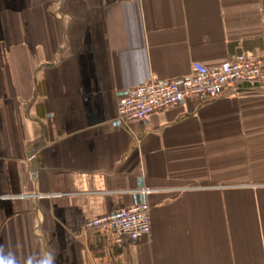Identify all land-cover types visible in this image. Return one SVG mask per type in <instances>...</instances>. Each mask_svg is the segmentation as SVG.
I'll use <instances>...</instances> for the list:
<instances>
[{"label": "crops", "instance_id": "crops-1", "mask_svg": "<svg viewBox=\"0 0 264 264\" xmlns=\"http://www.w3.org/2000/svg\"><path fill=\"white\" fill-rule=\"evenodd\" d=\"M241 53L264 0H0V264H264V87L117 113ZM144 200L139 241L84 228Z\"/></svg>", "mask_w": 264, "mask_h": 264}, {"label": "built area", "instance_id": "built-area-1", "mask_svg": "<svg viewBox=\"0 0 264 264\" xmlns=\"http://www.w3.org/2000/svg\"><path fill=\"white\" fill-rule=\"evenodd\" d=\"M242 87H264V59L241 53L216 66L195 62L191 76L152 79L130 88L117 102L118 119L125 124L146 120L187 100L210 101L227 89L237 92ZM140 192L147 195L151 190L145 188ZM84 228L86 231L110 229L116 242L122 243L125 238L136 242L151 232V206L144 200L89 219Z\"/></svg>", "mask_w": 264, "mask_h": 264}]
</instances>
